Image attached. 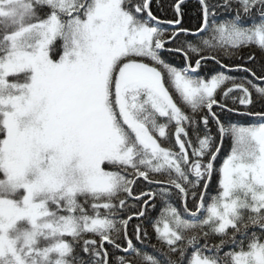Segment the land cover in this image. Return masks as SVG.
Returning <instances> with one entry per match:
<instances>
[{"label":"snow or ice","instance_id":"6c2138e0","mask_svg":"<svg viewBox=\"0 0 264 264\" xmlns=\"http://www.w3.org/2000/svg\"><path fill=\"white\" fill-rule=\"evenodd\" d=\"M197 5L0 0V264H264V0Z\"/></svg>","mask_w":264,"mask_h":264},{"label":"trees","instance_id":"16d2710c","mask_svg":"<svg viewBox=\"0 0 264 264\" xmlns=\"http://www.w3.org/2000/svg\"><path fill=\"white\" fill-rule=\"evenodd\" d=\"M172 3V0H153V12L154 14H156L158 17H160L161 19H170L173 16V11L172 8L170 7ZM157 5H162V9L160 7H158ZM197 0H185V8L184 11L186 13L185 16V26H194L196 24V13H197ZM163 27H167V26H163ZM177 43H180V41H177ZM249 52H255V54L257 55V60L259 61L261 54L259 53L258 50L256 49H245L243 50V55L247 56L249 54ZM164 58L170 62H172V64L174 66H180L182 64V59L177 56V55H168L165 54ZM252 67H257L258 69V64L256 65H251ZM213 69H219L218 65H215L213 62L209 61L207 64H205L203 66V70L201 71V76H207L210 78V76L212 74H214ZM235 75V74H234ZM262 107V105H260L259 103H257L254 106L253 110H260V108ZM222 119L224 120H230L232 122H235L239 125H251L253 123H255L258 118L257 117H251V116H239L237 114H222ZM213 131L215 132V129H213ZM230 139H226L224 142V147L222 149V152L220 153V159L217 161V164L222 162V159L224 158V156L228 153V151L230 150ZM212 186L209 189V193L210 194H214V189L216 187V179L215 177L213 178L212 182H211ZM178 204V202H177ZM157 213H153V215H157ZM135 223V221H134ZM162 227V225H161ZM152 243L155 244V237L153 236L152 239ZM111 250V249H110ZM145 251H147L149 254H153L155 255L156 253L154 252V250L148 246L145 248Z\"/></svg>","mask_w":264,"mask_h":264}]
</instances>
